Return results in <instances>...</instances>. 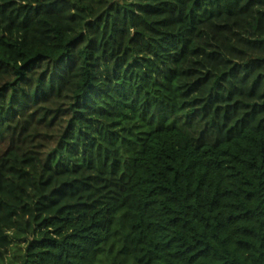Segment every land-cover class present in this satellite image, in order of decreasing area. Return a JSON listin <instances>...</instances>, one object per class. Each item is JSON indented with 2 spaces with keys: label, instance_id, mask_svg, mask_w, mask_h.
I'll return each instance as SVG.
<instances>
[{
  "label": "trees",
  "instance_id": "16d2710c",
  "mask_svg": "<svg viewBox=\"0 0 264 264\" xmlns=\"http://www.w3.org/2000/svg\"><path fill=\"white\" fill-rule=\"evenodd\" d=\"M0 264H264V0H0Z\"/></svg>",
  "mask_w": 264,
  "mask_h": 264
}]
</instances>
